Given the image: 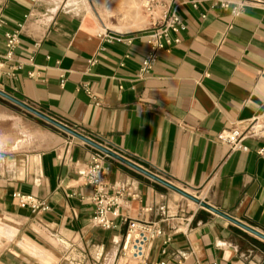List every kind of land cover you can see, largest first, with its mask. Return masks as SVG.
Returning <instances> with one entry per match:
<instances>
[{"label":"crops","instance_id":"crops-1","mask_svg":"<svg viewBox=\"0 0 264 264\" xmlns=\"http://www.w3.org/2000/svg\"><path fill=\"white\" fill-rule=\"evenodd\" d=\"M141 2L0 0V89L264 234V139L248 150L218 140L264 111V7L234 17L214 0L180 6V43L140 76ZM68 135L0 152V264H132L121 251L129 220L162 231L147 264H264L262 237L108 154L109 192H125L116 227L97 225L78 170L98 149ZM16 193L49 209L22 208Z\"/></svg>","mask_w":264,"mask_h":264},{"label":"built area","instance_id":"built-area-1","mask_svg":"<svg viewBox=\"0 0 264 264\" xmlns=\"http://www.w3.org/2000/svg\"><path fill=\"white\" fill-rule=\"evenodd\" d=\"M188 2L197 6L198 0H142L141 9L150 19V23L147 35L149 50L142 61L140 76L152 72L161 53L170 52L173 46L180 43V34L186 30L187 25L178 9ZM214 4L220 5L232 16L237 17L249 6L264 7V0H214ZM21 29L8 33L6 36L7 52L5 57L7 59L13 58L15 49L20 43ZM64 82L65 78L62 76L61 84L64 85ZM247 139H264V111L249 120L236 122L218 134V140L229 145L232 150H248L249 147L245 144ZM256 151L264 157V146L258 147ZM105 155L107 154L97 150L92 161L79 168L78 173L92 190L89 199L95 207L94 222L110 229L116 227L115 218L120 215V206L125 190L109 192L108 168L104 164ZM15 197L20 207L28 208L33 213L49 209L45 201L33 195L16 193ZM151 209L146 210L150 211ZM191 223V219L187 220L186 229L190 228ZM161 233V230L153 232L141 226L138 220H129L121 246L122 255L127 260L136 259L137 264H147L148 242Z\"/></svg>","mask_w":264,"mask_h":264},{"label":"rangeland","instance_id":"rangeland-1","mask_svg":"<svg viewBox=\"0 0 264 264\" xmlns=\"http://www.w3.org/2000/svg\"><path fill=\"white\" fill-rule=\"evenodd\" d=\"M68 136L63 130L0 96V152L44 149L54 145L59 137ZM130 261L137 264V260Z\"/></svg>","mask_w":264,"mask_h":264},{"label":"water","instance_id":"water-1","mask_svg":"<svg viewBox=\"0 0 264 264\" xmlns=\"http://www.w3.org/2000/svg\"><path fill=\"white\" fill-rule=\"evenodd\" d=\"M0 96L3 97L4 99H7L9 100L10 102L14 103L15 105H18L20 106L21 108L25 109L26 111L32 113L33 115L45 120L46 122L54 125L55 127L63 130L64 132L76 137V138H79L81 140H83L84 142H86L87 144L95 147L96 149H98L99 151H102L103 153H106L120 161H122L123 163L129 165L130 167L146 174L147 176L153 178L154 180L176 190L177 192H179L180 194H182L183 196L201 204L202 206L206 207V208H209L210 210H212L213 212L215 213H218L220 215H222L223 217L237 223L238 225L246 228L247 230L255 233L256 235L262 237L264 239V234L247 226L246 224L232 218L231 216L227 215L226 213L220 211L219 209L211 206L210 204H208L207 202H205L204 200L200 199L197 195H194L174 184H172L171 182L165 180L164 178L158 176L157 174H155L154 172L152 171H149L148 169L138 165L137 163L133 162L132 160L124 157V156H121L120 154L116 153L115 151H113L112 149L108 148L107 146H104L102 144H100L99 142H97L95 139L91 138L90 136H87L85 135L84 133L80 132L79 130L59 121V120H56L55 118H52L51 116L45 114L44 112L40 111L39 109L27 104L26 102L14 97L13 95L3 91L0 89Z\"/></svg>","mask_w":264,"mask_h":264},{"label":"bare ground","instance_id":"bare-ground-1","mask_svg":"<svg viewBox=\"0 0 264 264\" xmlns=\"http://www.w3.org/2000/svg\"><path fill=\"white\" fill-rule=\"evenodd\" d=\"M134 260H136V259H134Z\"/></svg>","mask_w":264,"mask_h":264}]
</instances>
